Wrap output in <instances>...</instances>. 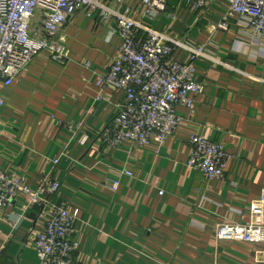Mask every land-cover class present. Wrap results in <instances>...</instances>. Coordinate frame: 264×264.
<instances>
[{"label": "crops", "instance_id": "obj_1", "mask_svg": "<svg viewBox=\"0 0 264 264\" xmlns=\"http://www.w3.org/2000/svg\"><path fill=\"white\" fill-rule=\"evenodd\" d=\"M125 7L140 18L139 0H126ZM226 10L225 0L202 11L170 0L151 23L205 47L212 58L194 63L204 90L194 109L178 107L183 121L161 147L112 148L104 140L125 98L100 86L121 45L118 34L111 35L113 21L77 12L60 31L65 66L42 52L12 86L0 85L6 100L0 169L25 176L32 191L45 176L60 182L53 203L78 214L75 263L264 264V243L216 239L223 223H250L264 189V45L237 17L228 31L218 30ZM33 26L39 27L38 18ZM188 57L183 49L175 54L182 62ZM194 134L224 145L230 155L224 180H207L188 166ZM113 181L120 182L116 192ZM42 211L40 205L26 209L22 196L0 208V264H39L34 237Z\"/></svg>", "mask_w": 264, "mask_h": 264}, {"label": "built area", "instance_id": "obj_2", "mask_svg": "<svg viewBox=\"0 0 264 264\" xmlns=\"http://www.w3.org/2000/svg\"><path fill=\"white\" fill-rule=\"evenodd\" d=\"M126 0H0V85L10 87L32 60L48 52L52 62L65 66L67 53L61 29L77 12L97 15L114 22L111 35L121 39L118 56L100 82L103 88L125 94L117 115L106 130L105 142L112 148L123 143L134 147L163 146L182 123L178 107L194 109L204 85L196 80L194 63L210 59L205 47H193L177 37L155 30L151 23L166 13L170 0H139L140 18L125 7ZM192 10H204L218 0H178ZM227 10L216 28L229 30L237 17L252 35L264 45V0H225ZM38 18L39 27L33 26ZM188 54V61L175 60L177 50ZM86 66L91 67L90 63ZM102 91L96 101H101ZM6 100L0 92V117ZM188 166L207 180L226 178L230 155L224 145L200 134L191 136ZM59 159H53L56 167ZM126 175L131 176L127 172ZM120 186L113 181L114 192ZM61 189L60 182L45 176L37 191L28 179L9 175L0 169V208L11 207L18 197L25 199L26 209L43 206V225L34 237L39 264H79L75 238L77 212L53 203ZM163 194V193H161ZM23 216H20V219ZM218 242L264 243V189L251 209L249 224L223 223L216 232ZM264 252L261 251L260 255ZM264 263V259H263Z\"/></svg>", "mask_w": 264, "mask_h": 264}]
</instances>
